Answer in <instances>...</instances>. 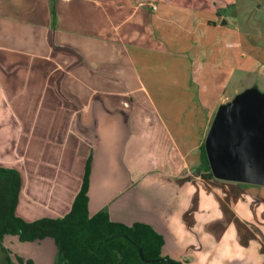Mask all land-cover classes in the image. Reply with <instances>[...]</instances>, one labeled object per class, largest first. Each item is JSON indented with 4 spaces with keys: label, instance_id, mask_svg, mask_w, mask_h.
Wrapping results in <instances>:
<instances>
[{
    "label": "crops",
    "instance_id": "crops-1",
    "mask_svg": "<svg viewBox=\"0 0 264 264\" xmlns=\"http://www.w3.org/2000/svg\"><path fill=\"white\" fill-rule=\"evenodd\" d=\"M213 1L0 0V166L21 174L20 217L68 214L89 170L90 215L149 224L162 256L264 264V185L197 172L244 65Z\"/></svg>",
    "mask_w": 264,
    "mask_h": 264
},
{
    "label": "trees",
    "instance_id": "trees-1",
    "mask_svg": "<svg viewBox=\"0 0 264 264\" xmlns=\"http://www.w3.org/2000/svg\"><path fill=\"white\" fill-rule=\"evenodd\" d=\"M197 172L203 178H214L205 142ZM21 185L17 169L0 166V249L4 264L12 259L3 243L5 236H16L22 242L51 238L57 250L55 264H182L162 256L164 237L149 224L114 222L106 210L90 215L89 170L71 211L62 217L34 221L20 217L16 209Z\"/></svg>",
    "mask_w": 264,
    "mask_h": 264
},
{
    "label": "rangeland",
    "instance_id": "rangeland-1",
    "mask_svg": "<svg viewBox=\"0 0 264 264\" xmlns=\"http://www.w3.org/2000/svg\"><path fill=\"white\" fill-rule=\"evenodd\" d=\"M218 1L221 0L213 1L218 13L216 22L233 34L224 36L225 41L229 45L235 43L233 48L236 51L238 49V54L242 51L241 54L244 55H241L244 57L243 66H238V61L235 62V54V66L226 71L229 80H226L223 89L224 95L228 96L224 99L223 106L227 107L237 96L252 91L262 102L259 110L250 118L252 129L264 137V0H231L230 3ZM218 34L220 35L219 31ZM229 57L232 58L231 55ZM217 68L214 66L212 69ZM4 238L5 245L11 251L9 255L12 259L8 264H55L57 250L54 249V244L37 240L22 242L16 236ZM2 256L4 255L0 249V264H4Z\"/></svg>",
    "mask_w": 264,
    "mask_h": 264
},
{
    "label": "water",
    "instance_id": "water-1",
    "mask_svg": "<svg viewBox=\"0 0 264 264\" xmlns=\"http://www.w3.org/2000/svg\"><path fill=\"white\" fill-rule=\"evenodd\" d=\"M261 103L248 91L218 109L205 140L215 178L264 185V137L253 131L250 120Z\"/></svg>",
    "mask_w": 264,
    "mask_h": 264
},
{
    "label": "flooded vegetation",
    "instance_id": "flooded-vegetation-1",
    "mask_svg": "<svg viewBox=\"0 0 264 264\" xmlns=\"http://www.w3.org/2000/svg\"><path fill=\"white\" fill-rule=\"evenodd\" d=\"M3 243H4V245H5V242H4V240H3ZM6 246V245H5ZM3 259H4V257H3Z\"/></svg>",
    "mask_w": 264,
    "mask_h": 264
},
{
    "label": "built area",
    "instance_id": "built-area-1",
    "mask_svg": "<svg viewBox=\"0 0 264 264\" xmlns=\"http://www.w3.org/2000/svg\"><path fill=\"white\" fill-rule=\"evenodd\" d=\"M154 8H156V6H154Z\"/></svg>",
    "mask_w": 264,
    "mask_h": 264
}]
</instances>
